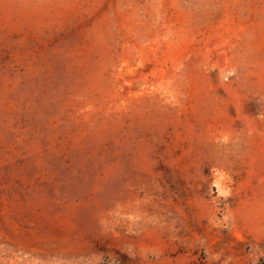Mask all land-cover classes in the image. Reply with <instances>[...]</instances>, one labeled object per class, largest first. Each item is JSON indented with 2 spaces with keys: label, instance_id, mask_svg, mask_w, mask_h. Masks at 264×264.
Wrapping results in <instances>:
<instances>
[{
  "label": "rangeland",
  "instance_id": "1",
  "mask_svg": "<svg viewBox=\"0 0 264 264\" xmlns=\"http://www.w3.org/2000/svg\"><path fill=\"white\" fill-rule=\"evenodd\" d=\"M0 264H264V0H0Z\"/></svg>",
  "mask_w": 264,
  "mask_h": 264
},
{
  "label": "clouds",
  "instance_id": "2",
  "mask_svg": "<svg viewBox=\"0 0 264 264\" xmlns=\"http://www.w3.org/2000/svg\"><path fill=\"white\" fill-rule=\"evenodd\" d=\"M229 74H231V73H229ZM227 77H225V79H226Z\"/></svg>",
  "mask_w": 264,
  "mask_h": 264
}]
</instances>
